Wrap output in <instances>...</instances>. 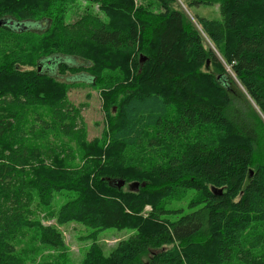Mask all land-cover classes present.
Segmentation results:
<instances>
[{"label":"trees","instance_id":"1","mask_svg":"<svg viewBox=\"0 0 264 264\" xmlns=\"http://www.w3.org/2000/svg\"><path fill=\"white\" fill-rule=\"evenodd\" d=\"M75 1L0 0V264L23 263L26 233L65 250L68 223L135 231L81 264H264V0H178L218 5L196 18L207 41L177 0H91L67 23ZM65 74L102 89L92 142ZM187 190L196 209L164 219ZM64 191L75 198L46 215Z\"/></svg>","mask_w":264,"mask_h":264},{"label":"rangeland","instance_id":"2","mask_svg":"<svg viewBox=\"0 0 264 264\" xmlns=\"http://www.w3.org/2000/svg\"><path fill=\"white\" fill-rule=\"evenodd\" d=\"M177 4L186 13L194 27L203 36L205 41H207L205 35L202 32L201 26L198 24L196 18L198 17L207 20H218V5H198L196 7L186 10V7H184L182 2L177 0ZM87 8L92 12H96L99 10L97 2L91 0H76L75 7H72V9L69 10L70 13L65 16V21L69 23L75 20L76 16L78 14H81L82 10ZM26 28L29 29L30 32H33L34 35H38L47 28V24L29 23L26 25ZM208 47L213 48V46L209 43ZM54 61H60L62 63L67 64L68 66L74 67H93V65L90 63L74 58L56 57L54 58ZM55 69L56 68H52L51 71H48V73H51L54 76L57 75V70L55 71ZM206 71H211V69H206ZM82 76L84 77L85 75ZM58 80L65 83H69L70 90L67 96L69 101L74 105H83V111L81 112V116L84 121V124H86L85 130L87 134V141L92 142L93 140L100 137L102 131L104 129H107V116L104 109V105H102L103 101L100 96V92L102 91V89L99 86H90L85 84V78H80L77 76L73 78L69 74L61 76V78ZM21 108L24 109L25 107L20 106L18 110H20ZM26 110L27 109L25 108V111ZM19 115H23V118L25 119L26 115L24 112H21V114L19 113ZM27 118H29L28 124L32 125V116L29 114ZM67 143H70V141L64 142L62 144L66 145ZM88 161L90 162V159ZM123 189L126 190V186ZM194 197V191L187 190L178 199L171 200L170 202L166 203L165 209L169 212L164 214L163 218L170 222H174L181 216L191 213L193 210L196 209V207L189 206L190 202L193 200ZM74 198L75 195L71 192L64 191L55 193L52 203L46 209V215L51 212L57 213L61 206H63L65 203ZM198 207L199 206H197V208ZM32 210L37 213H40L39 210ZM150 212L151 208L150 206H147L145 207L142 215L146 217L147 214ZM41 222L43 225L53 224V220L51 219L41 220ZM58 230L61 232L63 246L65 248V250L63 251L52 250L41 246L33 233L32 235H28V233H26L24 235L26 236L25 239H23L21 242H14L16 253L20 254L23 259V263L20 260L21 263L19 264H81L83 258L87 253V250L93 243L100 245L103 250V253L107 256L115 249V247L120 242L126 241L129 237L135 234V231L132 229L118 230L114 228H109L101 231H96L94 229L85 227L77 223H68L64 226L58 227Z\"/></svg>","mask_w":264,"mask_h":264},{"label":"water","instance_id":"3","mask_svg":"<svg viewBox=\"0 0 264 264\" xmlns=\"http://www.w3.org/2000/svg\"><path fill=\"white\" fill-rule=\"evenodd\" d=\"M40 70V68L38 69V71ZM124 185V182L121 181L120 183H118V187H122ZM138 188V184L137 183H133L129 186L130 190H136ZM221 193V192H220Z\"/></svg>","mask_w":264,"mask_h":264}]
</instances>
